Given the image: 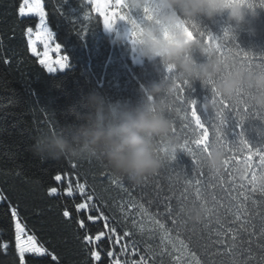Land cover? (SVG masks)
I'll return each mask as SVG.
<instances>
[{
	"label": "trees",
	"instance_id": "trees-1",
	"mask_svg": "<svg viewBox=\"0 0 264 264\" xmlns=\"http://www.w3.org/2000/svg\"><path fill=\"white\" fill-rule=\"evenodd\" d=\"M21 2L0 0V264H21L15 249L13 208L26 233L34 235L47 250L42 257L25 255V264H114L115 261L132 264L149 253L157 255L148 264H161V261L171 264L168 255H159L163 248L159 230L150 216L142 215L140 204L173 228V236L177 229L184 234L189 229L204 234L202 241L193 240L197 252L201 251L202 242L211 244L208 237L213 233L216 217L210 216L207 206L195 201L192 189L187 193L189 199L183 202L185 208L176 225L165 219L164 205L170 204L179 211L180 194L187 181L194 178L192 160L186 153L178 152L175 162L185 169L179 172L185 175L186 182H176L174 177L178 172L165 165L157 176L139 186L127 180L113 183L116 178L99 159H52L34 153L32 146L40 135L72 123L69 109H80V101L87 93L97 91L111 101L135 104L144 100L141 88L159 81L166 73L158 62L145 60L142 65L133 66L131 45L127 41L112 43L114 38L105 32L101 16L92 11L93 6L87 0L67 3L42 0L54 43L61 45V54L69 61L65 71L49 74L38 57L29 53L26 29L32 27L35 31L38 21L18 16ZM85 11L90 12V20H84ZM248 19L249 23L235 30L228 43L254 57H264V9L257 8L255 16ZM196 23L201 31L215 36H222L223 29L230 27L223 17L214 21L201 17ZM193 58L197 63L206 59L198 52ZM189 92L198 100L209 94L199 81L192 82ZM173 122L182 136L179 117ZM258 130H264V121L248 120L237 131L243 132L253 148H259L264 146V132ZM229 139L235 142L234 136ZM212 147L222 149L226 161L227 149L215 143ZM206 159L205 172L218 181L215 190H205L208 203L212 204L211 197L215 194L218 218L236 229L237 247L217 253L218 264H232L233 260L236 264H264V164L254 166L252 157H240L227 165L224 161V167L217 173L207 167ZM56 175H61V181L54 179ZM69 182L73 188L71 197L65 193ZM77 184L85 185L84 195L78 191ZM52 187L58 189L57 195L48 194ZM87 196L92 200L87 201ZM149 200L153 201L151 205ZM81 202H88L99 211L77 213L75 205ZM190 207L203 209L202 223L189 221L186 210ZM65 210L70 212V217H64ZM101 213L107 219L98 218L94 222L87 219L89 214L99 217ZM237 215L239 220L235 219ZM80 219L85 222L83 229L78 223ZM111 228L116 232L112 233ZM101 232L105 235L100 241L89 244L84 239L86 235L95 237ZM125 232L129 235L125 236ZM168 249L171 250V245ZM93 250L100 253V261L92 258ZM108 252L113 255L108 256ZM51 255L58 259L53 261ZM196 264H207V257H200Z\"/></svg>",
	"mask_w": 264,
	"mask_h": 264
},
{
	"label": "clouds",
	"instance_id": "clouds-1",
	"mask_svg": "<svg viewBox=\"0 0 264 264\" xmlns=\"http://www.w3.org/2000/svg\"><path fill=\"white\" fill-rule=\"evenodd\" d=\"M124 3L136 25L134 28L123 21L127 30L116 32L112 43L131 41L139 58L158 62L166 75L142 87L144 100L135 104L111 101L97 91L87 93L80 101V109H69L72 123L40 135L32 150L37 156L52 159H99L116 180L139 186L164 168L161 153L181 151L182 138L173 132L166 103L177 95L178 82L193 80L204 85L216 80L224 70L215 49L199 37L198 18L214 21L223 17L233 33L249 23L248 18L255 13L246 3L231 4L230 0H124ZM146 8L151 12L150 19L143 18ZM136 14L139 19L134 18ZM181 21L193 33L191 39L177 30ZM115 28L116 25L107 31L113 33ZM133 31L138 33L135 38ZM250 31L255 34L254 29ZM197 52L206 58L204 62L194 60L193 54ZM169 69L172 75H167ZM241 89L252 94L250 102L255 109L264 111V72L237 67L216 84L217 96L226 100L234 98ZM200 107L205 112H214L217 106L209 99L200 101ZM206 157L207 167L213 172L218 173L224 167L222 149L211 146ZM174 180L184 183L186 177L178 172ZM186 215L193 224L204 220L202 208L190 207Z\"/></svg>",
	"mask_w": 264,
	"mask_h": 264
},
{
	"label": "snow or ice",
	"instance_id": "snow-or-ice-1",
	"mask_svg": "<svg viewBox=\"0 0 264 264\" xmlns=\"http://www.w3.org/2000/svg\"><path fill=\"white\" fill-rule=\"evenodd\" d=\"M68 0H64L67 3ZM88 4H91L92 11L96 12L99 16L103 17V25L106 30H112L116 25V21H128L135 28L136 21L132 19V15L126 11H108V8L125 10L126 5L124 0H87ZM231 4L246 3L247 7L255 13L257 8L264 9V0H230ZM18 14L20 17H38V23L35 26V31L32 27L26 29V35L28 37V46L34 56L39 57V63L43 66L48 73H55L57 71H63L69 66L68 57L61 55V45L54 43V34L48 26L47 13L45 11L42 0H22L18 8ZM84 20H90L91 14L85 11L83 14ZM144 19L151 18V12L149 9L144 10ZM195 27V26H193ZM177 30L184 33L188 38L193 37V33L185 26L184 22H179ZM86 34V31L84 32ZM199 37L203 43L213 47L215 54L219 62L223 65V72L220 73L216 80L208 81L203 86L208 90L209 94L205 95L202 100L211 99L217 106L214 112H205L200 107V101L194 98L189 90L192 89L193 80L180 81L177 84L178 92L173 98L171 103L167 104V112L170 118L174 120L175 117H179L181 121L182 136V148L181 151L186 153L192 160L193 168L191 170L194 178L187 181V187L183 189L180 194L182 201L179 211H175L170 204H165V212L167 213L165 219H170L171 225H176L179 215L184 210L183 202L189 199L187 193L189 189H192L195 201L204 204L208 207L210 216H215V228L212 235L208 238L211 240V244L201 243V251L197 252L193 247L194 238H199L201 241L204 238V234L196 232L194 229L187 230L186 234L177 229L175 236L172 235L173 228H170L161 219L156 218L155 215L149 212L148 208H145L143 204L139 205L140 211L144 216H150L152 222L157 226L161 237V243L163 248L159 252L160 256L168 255L171 264H196V260L200 257H207V264H218L216 260L217 253L230 252L237 247L236 244V229L233 225L227 221L220 220L219 212L217 209L216 201L218 197L213 194L212 204L209 205L208 198L205 195V190H215L218 181L214 177L209 176L205 172L204 158L209 154L210 147L215 143L221 147H224L228 151V157L225 161L226 165L234 159L242 157H252L254 166L264 164V146L259 148H253L244 138L242 129L245 122L248 120H260L264 121V111H260L254 108L251 104V93L245 89H241L237 92L236 96L230 100H226L223 97H218L216 94V84L219 80H223L232 71L237 68H243L249 72L260 71L264 72V57H254L249 53L244 52L235 46L233 48L228 41L232 38V32L229 27L223 29L222 36H215L211 32L198 30ZM138 35L133 31L132 36L135 38ZM34 37V39H33ZM37 43L43 45V52H37ZM54 43V46H53ZM52 53H55V59L52 57ZM169 74H172L171 69L168 70ZM194 91V90H193ZM173 132L177 133V127L173 122ZM234 136L235 142L230 140L229 137ZM165 161L166 168H171L173 171H185L175 164L177 154L161 153ZM255 161V163H254ZM200 177H205L201 180ZM54 179L61 181V175H56ZM118 180H113V183H118ZM203 185V187H202ZM78 191L84 195L85 185L77 184ZM159 188V185H157ZM67 196L73 195V188L71 182L65 189ZM50 196L58 194V189L52 187L48 193ZM87 201H91L92 197L87 196ZM152 200L148 201L151 205ZM195 204V203H194ZM223 202L221 201V206ZM76 212L81 211L89 212L95 209V206L88 202H81L75 205ZM99 211V209H95ZM11 215L15 221V247L19 253L21 264H25V253L34 254L36 256H44L46 249L42 247L37 241L34 235H28L25 231V227L20 222L18 212L15 208L11 210ZM64 217H70V212L65 210L63 212ZM164 215V213H160ZM107 219L103 216V213L99 217L88 215L89 221H95L96 219ZM236 220L240 217L237 215ZM80 228H85V222L83 219L78 220ZM135 223V221H134ZM109 225L106 223L105 228ZM208 225H206V228ZM111 232L115 233L116 229L111 228ZM105 233L101 232L95 237L86 235L85 241L89 244L96 241H100ZM125 236L129 235L128 232L124 233ZM168 245H171V250L168 249ZM211 248L212 251H208ZM175 252V255L173 254ZM112 252H108V256H112ZM157 255V253H149L141 256L139 261H133L132 264H148V261ZM92 258L95 261L101 260V255L98 251L93 250L91 253ZM193 258H196L194 260ZM51 259L56 261L58 258L56 255H51ZM114 264H120L119 261H115ZM162 264V261H161ZM232 264H236L233 260Z\"/></svg>",
	"mask_w": 264,
	"mask_h": 264
},
{
	"label": "rangeland",
	"instance_id": "rangeland-1",
	"mask_svg": "<svg viewBox=\"0 0 264 264\" xmlns=\"http://www.w3.org/2000/svg\"><path fill=\"white\" fill-rule=\"evenodd\" d=\"M98 2H102V0H98ZM108 11H125V10H119V9H115V8H112L111 6L108 8ZM18 16H19V14H18ZM20 17V16H19ZM20 18H24V17H20ZM29 18H35V19H37V21H38V17H29ZM102 18V21H103V17H101ZM134 18H136V19H139L140 17H139V14H136V16L134 17ZM116 26L118 27L117 28V30H115V33L116 32H121V31H126L127 30V25L125 24V22H123V21H119V20H117L116 21ZM105 28V27H104ZM106 30V29H105ZM107 31V30H106ZM26 38H27V43H28V37H27V35H26ZM33 39H34V37H33ZM130 45H131V55H130V61H131V64L133 65V66H139V65H142L143 63H144V61L145 60H143V59H141V58H139L136 54H135V51H134V47H133V45H132V43H131V41H127ZM53 46H54V44H53ZM36 47H37V52L38 53H42L43 52V45L42 44H40V43H37V45H36ZM28 48H29V46H28ZM29 53L32 55V56H34L33 54H32V52H31V50H30V48H29ZM52 55V57H53V59H55V56H56V54L55 53H52L51 54ZM62 55V54H61ZM35 57H38V56H35ZM38 59H39V57H38ZM68 68V67H67ZM66 68V69H67ZM65 69V70H66ZM46 70V69H45ZM65 70H63V71H65ZM63 71H57V72H55V73H61V72H63ZM48 73V72H47ZM55 73H49V74H55ZM13 223H14V242H15V221L13 220ZM15 249H16V247H15ZM16 254H17V257L20 259V257H19V253H18V251H17V249H16ZM25 255H32V256H36V255H34V254H29V253H25Z\"/></svg>",
	"mask_w": 264,
	"mask_h": 264
}]
</instances>
